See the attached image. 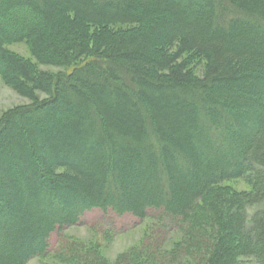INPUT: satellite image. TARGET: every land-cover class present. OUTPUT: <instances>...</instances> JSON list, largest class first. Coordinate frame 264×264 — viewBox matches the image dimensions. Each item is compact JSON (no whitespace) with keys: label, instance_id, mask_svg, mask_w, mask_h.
<instances>
[{"label":"trees","instance_id":"trees-1","mask_svg":"<svg viewBox=\"0 0 264 264\" xmlns=\"http://www.w3.org/2000/svg\"><path fill=\"white\" fill-rule=\"evenodd\" d=\"M0 77V264H111L50 254L94 210L183 234L114 264H264V0H0Z\"/></svg>","mask_w":264,"mask_h":264},{"label":"rangeland","instance_id":"rangeland-1","mask_svg":"<svg viewBox=\"0 0 264 264\" xmlns=\"http://www.w3.org/2000/svg\"><path fill=\"white\" fill-rule=\"evenodd\" d=\"M7 49L30 61L40 72L57 74L66 71V69L54 66L39 65L26 43L14 44L8 46ZM204 67V62L194 61L190 69L197 77H201ZM40 97L44 98L43 95ZM29 103L28 99L8 87L0 77V117L13 108ZM224 186L237 193H249L252 190L246 179L234 180L225 183ZM157 218L159 217L155 212L150 213L145 220L130 215L119 217L113 212L103 213L99 210L88 212L83 216L80 224L67 228L61 235H54L51 238L50 254L54 253L60 245L75 243L78 244L77 246H84L83 248L91 246L99 249L101 254L111 264H114L118 258L132 249L141 248L144 245L158 247L163 252L170 251L176 243L183 239V234L168 222L162 221L160 224ZM52 257L53 255L46 258H36L28 264H62ZM179 259L181 260V257Z\"/></svg>","mask_w":264,"mask_h":264}]
</instances>
